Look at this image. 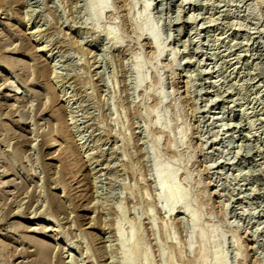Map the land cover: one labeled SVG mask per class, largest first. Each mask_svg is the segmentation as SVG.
<instances>
[{"label":"rangeland","instance_id":"obj_1","mask_svg":"<svg viewBox=\"0 0 264 264\" xmlns=\"http://www.w3.org/2000/svg\"><path fill=\"white\" fill-rule=\"evenodd\" d=\"M221 261L264 264V0H0V264Z\"/></svg>","mask_w":264,"mask_h":264},{"label":"bare ground","instance_id":"obj_2","mask_svg":"<svg viewBox=\"0 0 264 264\" xmlns=\"http://www.w3.org/2000/svg\"><path fill=\"white\" fill-rule=\"evenodd\" d=\"M103 4V3H102ZM98 6V8L99 7H101V3L100 4H97ZM151 7V6H150ZM97 14H98V12H97ZM191 24H195V22H196V18H191ZM152 30V29H151ZM153 32V31H152ZM151 32V34H148V35H150V41H151V46H152V48H154V49H156V50H161V48H160V41H159V39H162V38H159V36H158V33H156V32H153L152 33ZM150 33V32H149ZM149 37V36H148ZM42 50H44V49H42ZM175 55H177V53H175ZM176 63V62H175ZM176 65V64H175ZM55 67H56V65H51V68L54 70L55 69ZM138 67H139V65H138ZM137 67V68H138ZM139 69H140V67L138 68V70H137V73L139 72ZM178 69L181 71L182 70V64H179L178 65ZM191 78H192V76H191ZM187 84H190L191 83V81H189V79L187 78V82H186ZM49 143V146L50 147H55V143L54 142H52V141H49L48 142ZM163 171L164 170H162L161 168H159L158 170H157V178L159 179L158 181H160V180H162L163 179V181H164V178L168 181L169 180V178L170 179H172L173 177V179H175L176 177V175H174V174H172V175H170V176H163ZM164 172H166V171H164ZM174 175V176H173ZM161 182V181H160ZM159 182V183H160ZM162 183V182H161ZM164 183H166L165 181H164ZM158 186H159V184H158ZM168 186V185H167ZM175 190V191H174ZM174 190H169V189H167L166 187H165V185L162 183V184H160V195L161 196H166L167 198H168V200L169 201H173V203H178V202H180V201H177L178 199H179V196H181V197H184V195L182 196V194H180V195H178V193H177V191H176V189H174ZM182 193V192H181ZM179 200H183V198L182 199H179ZM176 205V204H175ZM193 217V216H192ZM196 217V216H195ZM194 217V218H195ZM196 219V218H195ZM197 220V219H196ZM122 236V235H121ZM124 247H126V246H124ZM125 251V250H124ZM128 259H130V257L128 256L127 257ZM223 261V260H222ZM222 261L220 262V264L222 263ZM225 262H226V260H224ZM223 264H224V262H223Z\"/></svg>","mask_w":264,"mask_h":264}]
</instances>
